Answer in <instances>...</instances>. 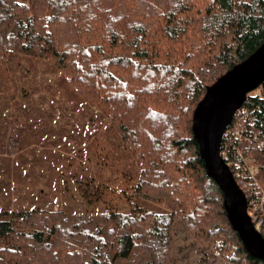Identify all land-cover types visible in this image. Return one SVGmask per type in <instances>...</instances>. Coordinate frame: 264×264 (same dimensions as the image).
<instances>
[{
	"label": "trees",
	"instance_id": "16d2710c",
	"mask_svg": "<svg viewBox=\"0 0 264 264\" xmlns=\"http://www.w3.org/2000/svg\"><path fill=\"white\" fill-rule=\"evenodd\" d=\"M263 42L264 0H0V64L13 70L22 58L51 59L104 110L140 172L130 195L74 178L101 211L45 202L0 213V264H175L177 226L225 264H264L233 230L192 131L207 88ZM242 110L222 153L239 144L259 164L264 187V83ZM236 125L248 140L232 135ZM133 198L170 211L135 208Z\"/></svg>",
	"mask_w": 264,
	"mask_h": 264
},
{
	"label": "rangeland",
	"instance_id": "374dc122",
	"mask_svg": "<svg viewBox=\"0 0 264 264\" xmlns=\"http://www.w3.org/2000/svg\"><path fill=\"white\" fill-rule=\"evenodd\" d=\"M260 94L261 87L249 95ZM139 176L104 110L82 98L51 59L22 58L13 70L0 64V213L45 202L66 212L101 211L105 205L86 204L78 179L130 195ZM131 201L135 208L170 211L167 203ZM205 252L177 226L175 264H225Z\"/></svg>",
	"mask_w": 264,
	"mask_h": 264
},
{
	"label": "water",
	"instance_id": "95a60500",
	"mask_svg": "<svg viewBox=\"0 0 264 264\" xmlns=\"http://www.w3.org/2000/svg\"><path fill=\"white\" fill-rule=\"evenodd\" d=\"M264 83V42L246 60L209 86L198 103L192 131L207 176L223 194L227 218L248 253L264 262V237L247 213V198L222 157L223 140L248 95Z\"/></svg>",
	"mask_w": 264,
	"mask_h": 264
},
{
	"label": "built area",
	"instance_id": "2783aa9c",
	"mask_svg": "<svg viewBox=\"0 0 264 264\" xmlns=\"http://www.w3.org/2000/svg\"><path fill=\"white\" fill-rule=\"evenodd\" d=\"M244 113L245 112L240 109L235 117L239 118V116H243ZM231 131L232 135L238 139L239 142L248 140V137L244 135L239 125H236ZM238 145L239 144L233 145L228 148V150L232 149L234 153L237 154L238 159L231 158L227 149L222 153V156L227 163L229 161L232 164L234 168L233 176L247 198L248 216L251 218L256 228L260 229L264 226V187L258 179L260 169L253 157L249 156L246 158L243 156L242 150Z\"/></svg>",
	"mask_w": 264,
	"mask_h": 264
}]
</instances>
